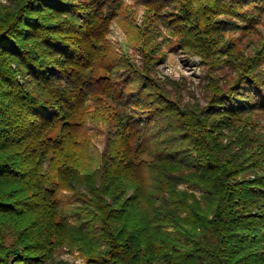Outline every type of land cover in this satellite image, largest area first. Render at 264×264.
I'll return each mask as SVG.
<instances>
[{
    "label": "trees",
    "instance_id": "16d2710c",
    "mask_svg": "<svg viewBox=\"0 0 264 264\" xmlns=\"http://www.w3.org/2000/svg\"><path fill=\"white\" fill-rule=\"evenodd\" d=\"M120 6L0 3V264H43L63 245L87 264H264V142L248 144L252 128L234 127L243 113L264 111L263 79L253 65L240 67L231 85L189 110L151 92L147 60L120 85L97 64ZM146 8L150 20L162 19ZM186 20L183 48L211 69L226 53H215L205 30L219 24L198 30ZM132 77L137 85L126 93ZM86 100L91 117L111 125L102 149L83 128ZM60 187L83 203L75 223L56 208Z\"/></svg>",
    "mask_w": 264,
    "mask_h": 264
},
{
    "label": "rangeland",
    "instance_id": "374dc122",
    "mask_svg": "<svg viewBox=\"0 0 264 264\" xmlns=\"http://www.w3.org/2000/svg\"><path fill=\"white\" fill-rule=\"evenodd\" d=\"M11 1L14 0H0V3L7 6ZM148 3L162 19L154 21L148 18ZM189 11L192 15L185 18L187 14H191ZM238 11L245 12L240 16ZM186 19L194 21V27L198 30L206 29L208 23L219 24V29L213 24V28L205 30L213 32L208 34L207 39L215 47V53H226L221 56L223 60L215 62L211 69L192 48H183V45L190 43L182 41L184 36L181 32L185 31L183 22ZM163 21L168 23L163 24ZM194 27L192 29L195 32ZM205 31L202 30L200 35L206 33ZM143 43L147 49L141 52L138 48ZM105 46L110 50L108 57L104 54ZM101 54L97 64L107 69V75L111 78L121 80L120 85L129 78L127 70L143 69L147 60L146 66L149 68L143 71L148 78L145 83L153 87L151 92H161L177 109H199L205 105L207 95L211 94L212 89L218 86L226 88L233 83L240 67L253 65L252 71L257 76L255 78H262L264 83V0H121L120 9L109 20ZM253 56L255 62L251 61ZM100 71L103 73V70ZM132 79L124 85H129L126 93L137 85L136 78ZM61 81L59 84L64 86L63 79ZM94 106L93 100L84 102L86 118L84 116L83 128L92 144L102 149L111 125L91 117ZM118 109L122 110L121 107ZM130 111L131 107L123 110V114H129ZM136 111L139 112L138 115L148 119L147 109ZM169 119L167 117L164 123ZM235 121H239L235 123V128L241 129V126H245L247 131L252 128L247 135L254 139L246 141L248 144L264 142V111L243 113ZM157 125L159 126L158 123ZM226 131L228 130H223V143L229 142ZM51 133L56 136L58 127L51 130ZM181 187L196 196L205 193L190 185L182 184ZM55 201L56 208L67 215L68 223H75L73 215L83 207L79 195L71 189L60 187L55 194ZM61 260L71 264H87L77 250L69 251L65 245L57 247L51 258L43 264H57Z\"/></svg>",
    "mask_w": 264,
    "mask_h": 264
}]
</instances>
